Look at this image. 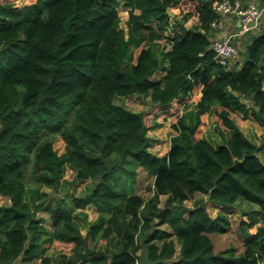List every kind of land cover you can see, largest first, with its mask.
<instances>
[{"label":"trees","instance_id":"1","mask_svg":"<svg viewBox=\"0 0 264 264\" xmlns=\"http://www.w3.org/2000/svg\"><path fill=\"white\" fill-rule=\"evenodd\" d=\"M13 1L0 0V197L10 200L0 204V263L138 264L140 238L157 218L169 229L157 226L148 237L152 259L264 264V135L251 139L235 119L251 114L264 125V27L243 61L227 67L211 47L216 0ZM121 1L130 7L127 29ZM189 1L195 8L184 10ZM180 16L197 23L187 27ZM132 94L149 97L150 107L115 102ZM215 106L220 140L198 138ZM163 114L172 115L176 132L158 154L148 130ZM139 168L154 178L147 198L134 191ZM78 181L91 182L85 193L66 190ZM43 186L65 193L51 197ZM240 198L260 206L247 224L258 228L245 229L242 253L215 252L210 233L227 231L230 220L211 216L207 205ZM90 205L95 220L84 211Z\"/></svg>","mask_w":264,"mask_h":264},{"label":"rangeland","instance_id":"2","mask_svg":"<svg viewBox=\"0 0 264 264\" xmlns=\"http://www.w3.org/2000/svg\"><path fill=\"white\" fill-rule=\"evenodd\" d=\"M13 2L17 5V3L22 4L23 1L14 0ZM183 7L185 8L184 10L194 9L195 2L194 1H189V3L185 2ZM170 10L175 15V12L172 9ZM119 11L122 17L121 26L127 29V19L129 18L130 7L126 6L124 2L121 1L119 5ZM179 19H181L182 21L183 16H180ZM183 21L187 27H191L197 23V19L193 16L187 20L183 19ZM234 22L232 23L230 29V27L226 28L225 21L223 20L222 26L217 27L218 29L216 31L215 36H222L230 32L235 33L239 31V28L235 26ZM173 25L174 22L172 21L171 25L168 27L167 30L169 34H173ZM263 25L264 24H262V26L257 31L245 33L242 35H236L233 38V42L238 50V53L233 61L234 64L243 61L244 53L246 52V48L248 44L252 40L253 36L258 34V32L263 29L264 27ZM219 31L222 33L218 34L217 32ZM160 75L161 72H158L156 75H154V77L159 78ZM199 90H200L199 86L196 87L194 90L195 100L193 101V104L195 103V101H197ZM115 102L119 104H123L127 108L135 111L145 110L151 105V100L149 97H145L138 94L117 96L115 98ZM245 102L251 104V101L245 100ZM191 105L192 103L189 105V107ZM217 109L218 108L216 106L213 107L209 113L205 114L202 117V124L200 125L197 131L198 138L201 137L202 135H206L209 137H213L215 141L220 140L221 138V134L219 132L220 126L216 120ZM172 119H173L172 115L163 114L158 118L161 125L159 127H153L148 130L149 135L153 139V143L151 145L152 151L157 152L158 154H163L169 150L171 144V136L176 132V130L172 126ZM235 119L248 137H250L251 139L257 142H261L262 136L264 135V125H262L257 120H255V118L251 114L245 115L243 113H237L235 115ZM55 147L58 149L60 153H62L65 150V142L61 137L57 139L55 143ZM260 155L264 161V149ZM66 178L69 179L70 181L74 179V171L72 169H68ZM27 181H28V185H32V180L29 173L27 174ZM89 184H91L90 181H86V182L78 181L74 184H68V188L66 190L71 193H75L76 195H81L85 193L86 187ZM153 184H154L153 176L149 175L144 169L139 168L136 175L134 191L138 194L143 195L146 198L150 197L154 193ZM42 189L44 191H47L51 197H60L63 196V194L65 193L64 190H55L54 188L47 186H43ZM200 196L201 194L197 195V197ZM162 200L163 202L165 201V196H162ZM9 202H10L9 198L0 197V204H7ZM186 203L188 206H193L194 199H190L186 201ZM207 208L211 216H216L218 213H225L228 219L230 220V224L227 226L228 227L227 231L223 233L221 232L210 233V236L214 243L215 252L222 251L229 247H234L236 254L242 253L245 249V243H244L245 229L255 232L258 228V225L247 228L249 217L250 215H258L261 210L260 206L244 198H240L235 204L226 207L225 206L222 207L217 203L209 202ZM84 211H87L90 220H95L99 215L98 210L93 205L86 207ZM39 215L40 217H42L43 222L47 226L52 227V222L50 220L49 213L40 212ZM157 226L161 228L169 229V226L166 225L160 226L157 224ZM86 230H87L86 228L83 229V233H86ZM177 250L179 251V244H177ZM49 253L52 254L54 257H58L60 255V250L57 249L56 247H51ZM39 262H41V259H37L35 264H39Z\"/></svg>","mask_w":264,"mask_h":264},{"label":"built area","instance_id":"3","mask_svg":"<svg viewBox=\"0 0 264 264\" xmlns=\"http://www.w3.org/2000/svg\"><path fill=\"white\" fill-rule=\"evenodd\" d=\"M213 7L219 15V19L212 23L213 27H221L223 20L227 18H236L240 22L239 31L211 38L216 62L231 67L238 53L233 38L236 35L257 31L262 26L264 3L261 0H216Z\"/></svg>","mask_w":264,"mask_h":264},{"label":"water","instance_id":"4","mask_svg":"<svg viewBox=\"0 0 264 264\" xmlns=\"http://www.w3.org/2000/svg\"><path fill=\"white\" fill-rule=\"evenodd\" d=\"M167 11L172 16L174 15V13L170 10V8H168ZM157 224H158V219L156 218L151 222L150 227L145 229L143 235L140 238L141 249L138 253L139 264H159V263L169 264L171 262V260L162 257L158 259L151 258L150 249L147 245V239L151 234L155 232L157 228Z\"/></svg>","mask_w":264,"mask_h":264},{"label":"crops","instance_id":"5","mask_svg":"<svg viewBox=\"0 0 264 264\" xmlns=\"http://www.w3.org/2000/svg\"><path fill=\"white\" fill-rule=\"evenodd\" d=\"M1 1H3V0H1ZM23 2H22V4H24V3H27L29 0H22ZM21 3H17V5H22ZM235 18H233V20H234ZM231 18H227L226 20H225V26H226V28H228V27H230V29H231V25H232V23L234 22L235 23V26L237 27V28H239L240 27V22H239V20L237 19H235L234 21H233ZM233 27V26H232ZM232 30H233V28H232ZM230 31V30H229ZM218 34H221L222 32H217ZM230 33H232V32H230ZM215 36V35H214ZM200 87V90H199V93H198V96L199 95H201L202 94V87L201 86H199ZM13 264H22V262L20 261V260H17V261H15ZM39 264H41V262H39Z\"/></svg>","mask_w":264,"mask_h":264}]
</instances>
